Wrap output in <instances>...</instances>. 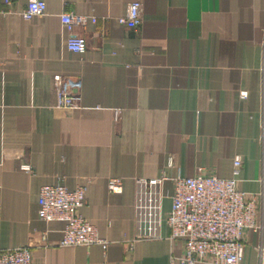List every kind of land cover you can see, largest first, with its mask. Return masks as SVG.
I'll return each instance as SVG.
<instances>
[{
	"label": "crops",
	"instance_id": "0c3cea01",
	"mask_svg": "<svg viewBox=\"0 0 264 264\" xmlns=\"http://www.w3.org/2000/svg\"><path fill=\"white\" fill-rule=\"evenodd\" d=\"M27 1L0 3V251L31 247L35 264H170L184 253L166 224L173 184L160 189L161 238L142 240L137 179H230L240 158L239 190L264 194V0H44L45 15L29 21ZM133 2L138 31L118 22ZM65 12L97 19L75 30L83 54L67 49ZM57 75L80 109L56 108ZM58 184L86 188L80 212L107 249L56 245L65 225L40 220L38 203ZM259 199L243 264H264Z\"/></svg>",
	"mask_w": 264,
	"mask_h": 264
},
{
	"label": "built area",
	"instance_id": "2783aa9c",
	"mask_svg": "<svg viewBox=\"0 0 264 264\" xmlns=\"http://www.w3.org/2000/svg\"><path fill=\"white\" fill-rule=\"evenodd\" d=\"M14 0H0L11 5ZM47 9L44 0H28L22 16L29 21L45 15ZM120 25L138 31L143 23V5L133 2L128 6L124 17L118 19ZM61 23L68 33L67 49L83 54L87 51V41L75 33L76 28H86L89 23L96 24V18L65 12ZM56 108L78 110L82 106V97L74 91L75 85L61 75L54 78ZM242 92L241 97L247 98ZM119 111H115L118 120ZM174 161L171 158L169 167ZM242 161L234 162L233 177L222 179L199 170L194 177L169 178L162 175L153 179H137L140 203L138 205V239H160L162 225L161 187L167 181L173 184L171 211L166 224L170 230L169 239L181 241L184 253L171 258L170 264H243L245 232L259 230L257 213L260 197L248 195L238 188ZM22 171L31 172L30 165H22ZM108 190L112 194L123 193L122 179H110ZM40 220L47 223L60 222L65 225L59 247H90L100 245L107 249V241L102 239L97 228L81 214L86 204V188L69 190L63 185H47L39 194ZM45 241V237H41ZM0 264H35L31 247H19L0 251Z\"/></svg>",
	"mask_w": 264,
	"mask_h": 264
}]
</instances>
